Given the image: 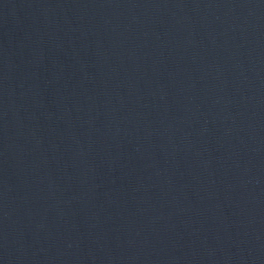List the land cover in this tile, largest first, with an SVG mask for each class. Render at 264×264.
Instances as JSON below:
<instances>
[{
    "label": "water",
    "instance_id": "water-1",
    "mask_svg": "<svg viewBox=\"0 0 264 264\" xmlns=\"http://www.w3.org/2000/svg\"><path fill=\"white\" fill-rule=\"evenodd\" d=\"M0 264H264V0H0Z\"/></svg>",
    "mask_w": 264,
    "mask_h": 264
}]
</instances>
